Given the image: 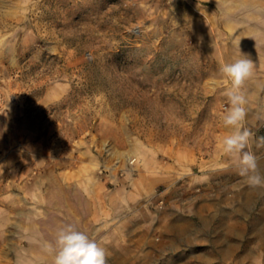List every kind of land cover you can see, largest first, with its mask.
Masks as SVG:
<instances>
[{
	"label": "rangeland",
	"instance_id": "374dc122",
	"mask_svg": "<svg viewBox=\"0 0 264 264\" xmlns=\"http://www.w3.org/2000/svg\"><path fill=\"white\" fill-rule=\"evenodd\" d=\"M253 41L264 54V0H0V264H53L40 239L68 224L106 264H184L203 174L215 194L240 176L219 69ZM243 92L264 172L253 70Z\"/></svg>",
	"mask_w": 264,
	"mask_h": 264
},
{
	"label": "crops",
	"instance_id": "0c3cea01",
	"mask_svg": "<svg viewBox=\"0 0 264 264\" xmlns=\"http://www.w3.org/2000/svg\"><path fill=\"white\" fill-rule=\"evenodd\" d=\"M256 20L254 9L253 26ZM257 48L253 41V105L258 104L259 89L264 83V78L258 77L264 73V65H261L264 54ZM219 171L225 172L224 169ZM212 172L208 169L203 174L202 182L207 191L202 194V203L181 218L187 227L176 237L185 242L184 264H264V184L243 188L240 175L235 178L232 193L215 194L209 190ZM175 217L178 222L179 217ZM40 240L45 243L44 239ZM6 243L10 247L13 242L9 238ZM167 247L173 252L181 248L170 243Z\"/></svg>",
	"mask_w": 264,
	"mask_h": 264
},
{
	"label": "clouds",
	"instance_id": "9594fccd",
	"mask_svg": "<svg viewBox=\"0 0 264 264\" xmlns=\"http://www.w3.org/2000/svg\"><path fill=\"white\" fill-rule=\"evenodd\" d=\"M219 70L225 83L231 85L224 91L230 107L226 109L222 120L223 125L232 131L222 139V149L237 158L239 174L247 179L249 185H262L264 175L258 170V159L252 152L245 151L252 133L243 127L246 116L243 86L252 75L253 61L242 53V58L222 64ZM44 250L52 255L53 264H106L105 249L71 224L57 231L54 243L45 242Z\"/></svg>",
	"mask_w": 264,
	"mask_h": 264
}]
</instances>
